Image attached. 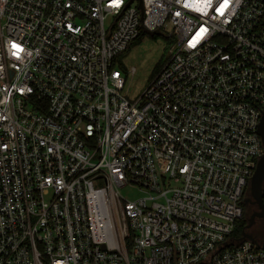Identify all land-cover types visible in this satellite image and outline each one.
<instances>
[{"label":"built area","instance_id":"built-area-1","mask_svg":"<svg viewBox=\"0 0 264 264\" xmlns=\"http://www.w3.org/2000/svg\"><path fill=\"white\" fill-rule=\"evenodd\" d=\"M142 34L171 48L129 100ZM263 116L264 0H0V264H264Z\"/></svg>","mask_w":264,"mask_h":264},{"label":"rangeland","instance_id":"rangeland-1","mask_svg":"<svg viewBox=\"0 0 264 264\" xmlns=\"http://www.w3.org/2000/svg\"><path fill=\"white\" fill-rule=\"evenodd\" d=\"M170 48L171 42L164 36L155 35L151 37L144 35L122 56L121 61L128 72L125 90L129 100L137 98L147 87L156 65L166 60ZM132 68L135 69L133 76L129 74ZM120 194L129 201L145 196L143 192L129 187L120 189ZM251 233L256 237H260V226L257 224L252 227Z\"/></svg>","mask_w":264,"mask_h":264},{"label":"water","instance_id":"water-1","mask_svg":"<svg viewBox=\"0 0 264 264\" xmlns=\"http://www.w3.org/2000/svg\"><path fill=\"white\" fill-rule=\"evenodd\" d=\"M257 133L261 139L262 146H263V155L258 160L253 175L250 178L248 192L249 197L245 198L244 204H252L255 205L257 211L251 214L249 217L245 229H249L254 219H264V211H263V204H262V196H263V184H264V116L261 118ZM241 239H249L253 241L251 236L246 234L245 232L242 234Z\"/></svg>","mask_w":264,"mask_h":264},{"label":"trees","instance_id":"trees-1","mask_svg":"<svg viewBox=\"0 0 264 264\" xmlns=\"http://www.w3.org/2000/svg\"><path fill=\"white\" fill-rule=\"evenodd\" d=\"M144 35H148V34H142V35H141V36H140L135 42H133L132 45H134L136 42L140 41V40L144 37ZM149 36L154 37L155 35H149ZM132 45H131V46H132ZM131 46H130V47H131ZM130 47H129V48H130ZM129 48H128L124 53H122L121 55H119V56L116 58V62L119 63V69H120V71H121L126 77L128 76V72L126 71V68H125L124 64L122 63L121 59H122V56H123L125 53L128 52ZM164 61H165V60H164ZM164 61L156 65L152 77H153V76L159 71V69L162 67ZM248 197H249V192L247 191L246 198H248ZM242 206H243V214H244V215H243V218H242L241 222H240L239 225H238V230H241V229H243V228L246 226L249 217H250L251 214H253L254 211L256 210V206H255V205H252V204H244V203H243Z\"/></svg>","mask_w":264,"mask_h":264},{"label":"flooded vegetation","instance_id":"flooded-vegetation-1","mask_svg":"<svg viewBox=\"0 0 264 264\" xmlns=\"http://www.w3.org/2000/svg\"><path fill=\"white\" fill-rule=\"evenodd\" d=\"M256 211H257V208H256V210L254 212H256ZM257 224L260 226V230L264 231V219H259V218L254 219L253 224L250 227V229L252 227H255Z\"/></svg>","mask_w":264,"mask_h":264}]
</instances>
